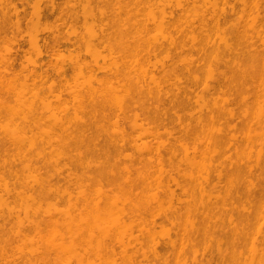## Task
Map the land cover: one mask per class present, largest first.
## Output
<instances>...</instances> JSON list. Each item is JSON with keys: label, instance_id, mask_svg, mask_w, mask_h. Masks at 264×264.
<instances>
[{"label": "bare ground", "instance_id": "bare-ground-1", "mask_svg": "<svg viewBox=\"0 0 264 264\" xmlns=\"http://www.w3.org/2000/svg\"><path fill=\"white\" fill-rule=\"evenodd\" d=\"M232 1L0 0V264H224L223 241L249 245L264 0Z\"/></svg>", "mask_w": 264, "mask_h": 264}, {"label": "rangeland", "instance_id": "rangeland-1", "mask_svg": "<svg viewBox=\"0 0 264 264\" xmlns=\"http://www.w3.org/2000/svg\"><path fill=\"white\" fill-rule=\"evenodd\" d=\"M59 2H61V1H64V0H58ZM232 1V0H231ZM232 2H234V1H232ZM249 2V1H248ZM21 5V4H20ZM44 5V4H43ZM23 7H25V6H23ZM19 9H20V6H19ZM28 9V8H27ZM30 9V8H29ZM29 9L27 10V11H29ZM58 11V10H57ZM56 11V12H57ZM56 12H54L55 14H56ZM179 11H176L175 13H178ZM55 15H53V17H54ZM50 19H52V18H50ZM81 27V26H80ZM79 30H80V28H79ZM27 40V37H25V39H24V43L26 44V41ZM24 48H27V47H24ZM0 54H3V53H1L0 52ZM2 57V56H1ZM197 59L198 60H200V59H202V57H197ZM42 60V59H41ZM41 60H39V61H41ZM43 61H46L45 59H43ZM206 73V72H205ZM205 73L203 74V72L202 73H199L198 75L200 76V77H202V79H203V76H205ZM216 73V72H215ZM186 74V73H185ZM203 75V76H202ZM207 75V74H206ZM218 74H216V76H217ZM201 79V78H200ZM205 80V79H204ZM202 82H204L203 80H201L200 81V83L202 84ZM185 83H187V82H185ZM184 83V84H185ZM200 84V85H201ZM202 86V85H201ZM11 107L12 106H14L15 104H14V102H11ZM18 107V106H17ZM7 113H8V111H7ZM2 115H3V113H2ZM5 116H7L5 119H8V115H11V124L13 123V122H15V120L17 119V116H15V114L11 111V113H9V114H4ZM2 117H4V116H2ZM2 119V122L3 123H5L7 120H3V118H1ZM8 123V122H7ZM2 124V123H1ZM2 125H4V124H2ZM8 129V128H7ZM9 129H11V131L10 130H8V131H6L5 133H6V135L5 136H10V137H12V138H15V139H18V136H19V134L17 133V131H15L14 130V127L12 128V126H11V128H9ZM1 131V130H0ZM2 131H5V130H2ZM1 131V132H2ZM10 131V132H9ZM200 134V133H199ZM207 134V133H206ZM3 134H1L0 133V136H2ZM4 136V137H5ZM207 136H209V134H207V135H205V134H203V133H201V135H200V138H201V140H202V143L200 144V146H199V148L201 149V151L204 149V147H205V145H206V143H207ZM9 137V138H10ZM205 137V138H204ZM6 139V138H5ZM7 140H9V139H7ZM10 147H11V145H10ZM256 148V147H255ZM254 148V151H253V153L251 154V161H250V165H256V162H255V158H256V150H257V148L255 149ZM13 151L14 152H16L14 149H13ZM21 153H23V152H21ZM264 163H262V166H261V168L262 169H260V167L259 168H257V166H256V168L254 167V169H253V173L254 174H261L260 172H261V170L262 171H264V165H263ZM22 166L23 165H21V164H16L15 165V171H23V172H25V170H22ZM14 170V169H13ZM45 171L46 169H41V171ZM50 170V169H49ZM53 170V169H52ZM78 170V169H77ZM5 171H8V170H5ZM47 171V170H46ZM69 171H75L73 168L72 169H66V170H64L63 172L65 173V172H69ZM80 171V170H79ZM23 176H20V178H19V180H13L12 182L13 183H16V184H18V182L20 183V184H25L26 183V179L24 178ZM263 179V178H262ZM262 179L260 180V182H259V189H258V193L259 194H261V196H262V200L264 199V181H262ZM1 193V192H0ZM114 217V216H113ZM114 219V218H113ZM110 221H111V219H110ZM255 228H257V229H259V231H255ZM156 230H158V229H156ZM245 230L247 231V233L249 234V237L251 236V243H250V241H249V245L251 244V247L248 245V244H246V243H242V244H240L239 245V247L237 248V250L235 251V253H234V256H232V254L230 255V253L228 252V250H227V244L226 243H224V241H223V244H222V248H221V252H220V255H219V258L220 257H222V259H223V262H224V264H264V209H261V210H258L255 214H253V216H252V218H251V222H250V224H249V226H246V228H245ZM64 234H65V238L66 239H64L63 240V242H64V244L65 245H68L69 244V240H70V238L72 237V235L73 234H75L76 236H74V237H76V241H80L79 240V238H81V235H78V233H77V230H76V233H74V230L73 229H65L64 231ZM174 236V233L173 232H171V234H170V236ZM172 236H171V238H172ZM75 239V238H74ZM253 239H255V240H253ZM252 242H254L253 244H252ZM201 244V247H198L197 248V250L198 251H201L202 250V244H204V243H202L201 241H200V243H199V245ZM198 245V246H199ZM249 246V247H248ZM24 249H26V248H24ZM7 250H8V248H7ZM9 250H11V248H9ZM16 251V250H15ZM26 251V253H27V249L25 250ZM25 251H24V253H25ZM40 251H42V250H40ZM8 252H10V251H8ZM11 253V252H10ZM13 254L12 255H14V254H16L17 253V251H16V253L15 252H12ZM239 253V254H238ZM215 254V252H213V255ZM10 254H8V256H9ZM26 255V254H25ZM214 257H215V260H217L216 259V255H214ZM10 258V257H9ZM3 264V263H2ZM9 264V263H8ZM219 264H222V263H220L219 262Z\"/></svg>", "mask_w": 264, "mask_h": 264}]
</instances>
